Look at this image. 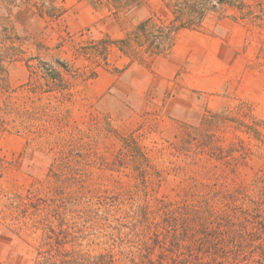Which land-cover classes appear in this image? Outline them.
<instances>
[{
    "label": "rangeland",
    "instance_id": "1",
    "mask_svg": "<svg viewBox=\"0 0 264 264\" xmlns=\"http://www.w3.org/2000/svg\"><path fill=\"white\" fill-rule=\"evenodd\" d=\"M128 1L0 0V22L9 17L22 49L0 85V264L35 262L42 231L22 227L13 208L29 195L48 200L85 250L136 257L139 222L160 220L161 206L256 197L264 0H239L254 7L255 22L212 12L167 54L143 61L119 41L161 17L164 3ZM102 41V58L85 53ZM38 62L71 68L64 95L36 91L44 79L28 63Z\"/></svg>",
    "mask_w": 264,
    "mask_h": 264
},
{
    "label": "trees",
    "instance_id": "2",
    "mask_svg": "<svg viewBox=\"0 0 264 264\" xmlns=\"http://www.w3.org/2000/svg\"><path fill=\"white\" fill-rule=\"evenodd\" d=\"M162 1L161 17L141 22L119 41L121 51L131 60L143 61L146 56L167 54L180 31L202 29L208 15L218 10H237L238 20L243 22L257 19L254 7L239 0ZM8 21L9 17H5L0 22V85L7 74L5 63L22 53L18 39L11 37ZM106 50L107 44L102 41L85 53L100 59ZM28 66L31 76L44 79L36 91L64 95L68 90L65 79L72 71L65 64L38 62ZM255 184L256 197L245 193L239 198L229 196L226 202L207 198L203 206L188 203L161 206L160 220L139 222L146 226H141L142 234L135 244L137 257L133 252L125 255L122 250L118 253L85 250L79 243L82 236L51 215L52 205L48 200L29 195L19 207H12L19 209L26 220L22 227H29L31 222V231H42L34 264H264V168ZM8 218L5 215L3 219L7 226ZM57 222L59 227L55 228Z\"/></svg>",
    "mask_w": 264,
    "mask_h": 264
}]
</instances>
